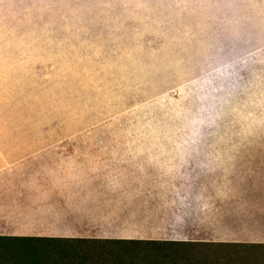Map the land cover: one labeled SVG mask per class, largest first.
<instances>
[{
	"label": "rangeland",
	"instance_id": "374dc122",
	"mask_svg": "<svg viewBox=\"0 0 264 264\" xmlns=\"http://www.w3.org/2000/svg\"><path fill=\"white\" fill-rule=\"evenodd\" d=\"M171 44L182 78L152 67L176 134L149 141L133 53ZM248 84L264 94V0H0V193L47 197L82 236L200 240L214 216L264 237V101L243 109L254 126L214 113ZM225 249L264 264V247Z\"/></svg>",
	"mask_w": 264,
	"mask_h": 264
},
{
	"label": "trees",
	"instance_id": "16d2710c",
	"mask_svg": "<svg viewBox=\"0 0 264 264\" xmlns=\"http://www.w3.org/2000/svg\"><path fill=\"white\" fill-rule=\"evenodd\" d=\"M226 97L222 96L224 100ZM217 107L214 113L219 112ZM195 117V116H194ZM254 244L0 236V264H229ZM234 256V257H233Z\"/></svg>",
	"mask_w": 264,
	"mask_h": 264
},
{
	"label": "crops",
	"instance_id": "0c3cea01",
	"mask_svg": "<svg viewBox=\"0 0 264 264\" xmlns=\"http://www.w3.org/2000/svg\"><path fill=\"white\" fill-rule=\"evenodd\" d=\"M30 190L28 187H23ZM78 185L71 182L68 187L67 195L75 196L76 200L83 199L77 193ZM0 189H11L3 186ZM16 190V189H15ZM21 189L20 191H23ZM74 191V192H73ZM76 191V192H75ZM79 198V199H78ZM47 197H36L31 192H10L0 193V236L7 237H46V238H89V239H131V240H148L143 236L128 232L120 235L103 233L97 236H82L75 230L61 224L62 213L53 205L48 203ZM84 202V201H82ZM81 202V203H82ZM240 209L233 215L240 216ZM226 212V211H225ZM211 215V214H210ZM195 223V222H194ZM205 223V224H204ZM206 230L202 233L194 225L195 234L204 236L200 240H192L189 234L172 235L168 239L179 242H204V243H231V244H254L264 245V237L255 234H242L245 224L240 220L217 218L214 216L207 217L203 222ZM256 225V223H254Z\"/></svg>",
	"mask_w": 264,
	"mask_h": 264
},
{
	"label": "water",
	"instance_id": "95a60500",
	"mask_svg": "<svg viewBox=\"0 0 264 264\" xmlns=\"http://www.w3.org/2000/svg\"><path fill=\"white\" fill-rule=\"evenodd\" d=\"M165 46V49L160 52L157 57H155L156 59L152 60L151 56L148 54L133 53L136 58L141 57L142 61H146L140 68L138 67L135 82L141 83L142 85L148 87L147 96L149 100L145 103L143 109H139L138 120L143 137L149 141H173L176 130L173 125L170 124V122L172 119L176 120L180 112V107L174 104L168 105L164 103L163 96H157L159 89L156 88L157 82L159 81L158 78H156L158 67H156L154 70L152 67L153 63L156 61L162 62V70L170 71V73H168L165 77H181L176 74L182 75L183 73L180 69L182 67L180 66L181 64L178 66V63L181 61L184 54L183 49L182 51L178 50L174 52L171 56L170 51L174 50L176 45L171 44L169 46ZM167 53H169V57L163 58V56H166ZM125 64L132 68L134 67L133 65L137 64V62L131 58ZM244 88H241V86L239 89L235 88L228 96H226L219 112H217L218 120L216 125L232 118L237 120L246 119L248 120L249 126H254L257 124L255 119H248L246 113L243 112V109L244 107L249 106L253 100V102L256 103L263 102L264 94L261 95L258 91H256L255 94L251 93L250 89H252V87L250 84L245 85ZM218 135L219 134H215V136ZM152 147L153 146H151V148Z\"/></svg>",
	"mask_w": 264,
	"mask_h": 264
}]
</instances>
